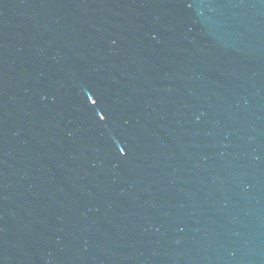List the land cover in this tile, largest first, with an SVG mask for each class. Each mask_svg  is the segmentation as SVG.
I'll return each mask as SVG.
<instances>
[{"label": "water", "instance_id": "obj_1", "mask_svg": "<svg viewBox=\"0 0 264 264\" xmlns=\"http://www.w3.org/2000/svg\"><path fill=\"white\" fill-rule=\"evenodd\" d=\"M0 264H264V0H0Z\"/></svg>", "mask_w": 264, "mask_h": 264}]
</instances>
